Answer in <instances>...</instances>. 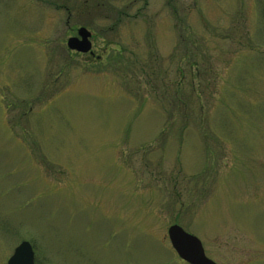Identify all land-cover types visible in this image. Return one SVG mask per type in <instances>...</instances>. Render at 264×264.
Returning a JSON list of instances; mask_svg holds the SVG:
<instances>
[{
    "label": "rangeland",
    "instance_id": "1",
    "mask_svg": "<svg viewBox=\"0 0 264 264\" xmlns=\"http://www.w3.org/2000/svg\"><path fill=\"white\" fill-rule=\"evenodd\" d=\"M38 3L0 0V264H187L173 225L264 264V0H80L100 64Z\"/></svg>",
    "mask_w": 264,
    "mask_h": 264
},
{
    "label": "water",
    "instance_id": "2",
    "mask_svg": "<svg viewBox=\"0 0 264 264\" xmlns=\"http://www.w3.org/2000/svg\"><path fill=\"white\" fill-rule=\"evenodd\" d=\"M82 41L73 38L68 41V48L79 53H88L91 50L90 34L87 30L79 32ZM172 248L178 257L187 264H216L206 255L199 239L185 232L180 226L173 225L167 232ZM7 264H35L34 252L29 242H22L14 251Z\"/></svg>",
    "mask_w": 264,
    "mask_h": 264
},
{
    "label": "flooded vegetation",
    "instance_id": "3",
    "mask_svg": "<svg viewBox=\"0 0 264 264\" xmlns=\"http://www.w3.org/2000/svg\"><path fill=\"white\" fill-rule=\"evenodd\" d=\"M37 1H39L38 3L39 5L40 3H42L47 6L53 7L55 11L61 10L63 12L62 26L65 32L64 35H66V37L64 38V41L63 40L60 41L58 43L59 45L56 47L59 48V46L63 45V47L65 46L71 54H74L80 58H85L89 62H96L100 64L103 61V55L98 53V51L94 49V45H93L94 34L89 28L90 24L95 23V18L97 17L96 10H90L87 14H83L82 12H80V10H78L79 8H77L78 7L77 4L80 0H64V1L60 0L61 1L60 4L57 3V0H34V2ZM71 3L73 7H71ZM70 7L73 8V10L69 9ZM106 19L109 18L106 17ZM81 29L87 30L88 33L90 34V38L88 40L91 44V50L86 54L70 51L67 46L68 40L72 38H78L79 42L82 41L79 35ZM106 50L107 49L103 48L102 51L104 52L102 53H106Z\"/></svg>",
    "mask_w": 264,
    "mask_h": 264
}]
</instances>
